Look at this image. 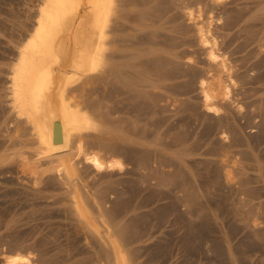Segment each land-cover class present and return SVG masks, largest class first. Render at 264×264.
Listing matches in <instances>:
<instances>
[{"label": "rangeland", "instance_id": "obj_1", "mask_svg": "<svg viewBox=\"0 0 264 264\" xmlns=\"http://www.w3.org/2000/svg\"><path fill=\"white\" fill-rule=\"evenodd\" d=\"M40 1L0 0V264L14 254L31 264H116L107 229L128 264H264V0H138L128 8L118 62L131 63V74L113 81L146 91V104L130 109L126 94L98 80L81 81L74 94L98 123L89 151L125 169L73 154L72 178L38 159L9 101ZM188 3L203 23L187 16ZM210 18L227 71L199 42L198 26ZM219 78L233 80L231 95L209 113L199 83L217 89ZM74 191L100 235L77 214Z\"/></svg>", "mask_w": 264, "mask_h": 264}, {"label": "bare ground", "instance_id": "obj_2", "mask_svg": "<svg viewBox=\"0 0 264 264\" xmlns=\"http://www.w3.org/2000/svg\"><path fill=\"white\" fill-rule=\"evenodd\" d=\"M137 1L41 0L32 31L22 45L17 46L19 50L8 82L11 109L18 121L22 120L31 131L37 143L38 159L49 160L55 164L53 168L57 173L62 172L68 178L77 173L73 154L81 157L86 164L105 166L109 171L125 169L120 160H105L98 153L89 151L87 139L91 132L98 129V123L86 106L74 101V94L81 81L98 80L104 86L110 84L114 90L126 94L125 100L130 109L135 107L138 99L140 104H146V91H143L145 95L139 96L130 81L126 83L122 80V88L121 83L117 87L118 82L114 84L113 81L131 74V63L118 62L123 57L118 33L126 22H131L132 10H127L137 7ZM186 10L190 19L197 18L203 23L199 13L189 3ZM202 23L198 26L200 44L208 48L209 60L227 71L226 60L218 54L216 40L209 29L212 19H209L207 27ZM233 83L232 79L227 83L219 78L215 89L201 79L199 84L204 109L218 114L220 110L215 105V99L221 96L223 100H228ZM72 201L77 214L94 233L100 235L77 191L72 193ZM107 231L104 242L110 247L113 262L128 264L113 231ZM29 257L9 255L4 264H31Z\"/></svg>", "mask_w": 264, "mask_h": 264}]
</instances>
